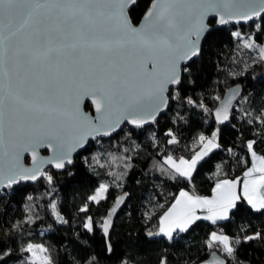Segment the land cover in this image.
<instances>
[{
  "label": "snow or ice",
  "instance_id": "1",
  "mask_svg": "<svg viewBox=\"0 0 264 264\" xmlns=\"http://www.w3.org/2000/svg\"><path fill=\"white\" fill-rule=\"evenodd\" d=\"M136 6L137 0H0V190L41 178L52 183V175L43 171L44 163L64 169L72 163L69 153L83 147L88 137L110 135L124 122L136 127L155 123L170 99H181L214 117L216 127L210 135L199 134L194 141L199 151L190 158L174 157L171 152L164 157L171 169L167 178L189 184L190 189H180L159 215L157 230H147L145 236L171 244L198 221H210L213 226L229 221L243 203L256 212L264 211V153L256 150L264 143V107L253 109L239 85L228 88L223 96L181 97L185 74L192 75L195 59L215 43L209 16L218 17V24L264 19V0H150L138 20ZM232 35L240 37V33ZM243 43L247 49H258L259 60L264 62V45H257L251 37ZM208 99L217 102L214 109L205 103ZM90 106L94 114L86 110ZM236 111L254 137L244 140L247 155L238 157L237 162L245 166L243 179H220L210 196L197 194L193 181L198 165L217 149L234 155L235 145L224 149L222 138L223 128L231 124ZM164 135L168 145L180 144L172 128ZM41 148L50 149L52 156L41 158ZM25 154L30 155L33 167L21 163ZM215 168L214 174H219L224 164ZM161 171L168 169L162 167ZM109 187L100 184L88 200L96 204L106 200ZM117 200L123 203L120 197ZM28 207L25 205L26 210ZM51 207L55 210V203ZM197 210L207 214L198 215ZM79 211L86 217L82 227L93 233L97 221L87 216L89 205ZM111 212L114 215L115 208ZM54 215L58 223H68L59 211ZM144 215L146 222L155 218L147 211ZM34 222L26 215L8 228L0 225V264H7L2 258L12 254L3 240L23 235L24 225ZM113 227L110 218L99 223L108 253L114 251L110 241ZM220 232L208 233L204 243L210 259L201 264H246L238 260V246L264 242V229L250 235L230 236L222 228ZM220 249L223 256L218 254ZM19 251L28 254L20 264H57L54 253L43 243L28 241ZM84 264L98 261L91 256ZM121 264L131 261L125 259ZM159 264H169L167 254L161 255Z\"/></svg>",
  "mask_w": 264,
  "mask_h": 264
},
{
  "label": "trees",
  "instance_id": "2",
  "mask_svg": "<svg viewBox=\"0 0 264 264\" xmlns=\"http://www.w3.org/2000/svg\"><path fill=\"white\" fill-rule=\"evenodd\" d=\"M149 2L137 1L134 10L137 20ZM210 22L213 24V21ZM246 24H226L214 28L215 43L195 59L191 66L192 75L185 74L181 97L198 99L200 96L210 98L217 93L223 95L227 87L240 83L242 95L250 97L251 107L257 110L264 107V62L259 60L258 49H247L243 43L251 37L257 45H264V19L258 18ZM233 33H240L239 39L233 37ZM205 103L214 109L217 102L208 99ZM169 104L166 113L152 126L134 129L125 125L107 139L97 137L90 141L76 155L72 165L67 164L61 170L45 169L52 175V183L41 178L21 181L11 189L1 190L0 225L8 228L26 215L35 220L30 225H24L23 235L13 234L3 240V245L11 248L12 254L2 259L7 264H20V260L28 255L21 254L20 247L32 241L49 247L57 264H75L76 261L84 264L85 258L91 256L97 258L98 264H121L125 259L131 264H159L164 254L168 255L169 264H201L210 255L204 243L209 232L222 234V228L223 232L233 236L250 235L264 229V211L256 212L243 203L229 221H220L219 226H213L210 221H198L189 232L181 234V238L171 244L162 238L145 236L147 230H157L159 215L168 209L180 189H190L189 184L167 178L171 169L164 164V157L169 152L174 157H190L199 134L210 135L216 127L213 117L181 99H170ZM178 115L183 119L177 118ZM239 117L240 112L236 111L231 124L223 128V148L235 145L234 155L217 149L205 158L207 162L198 165L193 181L197 194L210 195L214 183L222 178L242 177L245 166L237 162L238 157L247 155L244 140L254 137L250 126ZM168 128L176 133L179 145L166 143L168 138L164 133ZM239 132L243 133L242 137ZM256 150L264 153V143H259ZM28 161L26 158L25 162ZM218 163H223L224 168L219 174H214ZM162 167L168 171H161ZM102 183L110 186L107 199L99 204L89 201L88 197ZM123 192L128 197L115 216L114 227L110 231L114 251L108 253L99 223L115 197ZM28 196L33 199L28 200ZM53 203L55 210L51 207ZM86 203L89 205L87 216L97 221L93 233L82 227L86 217L79 209ZM25 205L29 206L27 210ZM54 211H59L68 223H58ZM146 211L155 218L146 222ZM218 254L223 256L222 249L218 250ZM237 257L246 264H264V242L240 244Z\"/></svg>",
  "mask_w": 264,
  "mask_h": 264
},
{
  "label": "water",
  "instance_id": "3",
  "mask_svg": "<svg viewBox=\"0 0 264 264\" xmlns=\"http://www.w3.org/2000/svg\"><path fill=\"white\" fill-rule=\"evenodd\" d=\"M138 1V0H137ZM259 17H256V18H253V20H257ZM209 21H213V26H214V28L215 27H224L226 24H218L216 21L218 20V17H216L215 15H212V16H209ZM253 20H249V21H245V20H239V21H237V20H235V19H232V20H229V22L227 23V24H231V25H233V26H236V25H247L246 23H248V22H250V21H253ZM237 85H239L240 86V89H241V94H242V92H243V90H242V86H241V84L240 83H238V84H233V85H231V86H229V87H227V89L228 88H230V87H236ZM227 89L226 90H224L225 92L227 91ZM224 92V93H225ZM224 93H223V95H224ZM222 95V96H223ZM170 105V104H169ZM216 107V106H215ZM168 109V108H167ZM167 109H165L163 112H161L158 116H157V120H159L162 116H163V114H165L166 113V111H167ZM87 111H89V112H93V109L91 108V106H90V108H88V109H86ZM93 114H94V112H93ZM214 118V117H213ZM215 121V120H214ZM152 124H154V122H149V123H147V124H145V125H143V126H141V127H136L135 125H131V124H129V123H127V122H124V123H122L121 125H120V127L119 128H117L114 132H112L110 135H103V134H100V135H93V136H90V137H88L87 139H86V141L83 143V147H77V148H75V150H73V151H71L70 153H69V156H70V158H71V160H72V163H73V161H74V158L76 157V155H78L79 153H80V151L81 150H83V149H85V147H87V145H88V143L90 142V141H92V140H94V139H97V137H99V138H104V139H107L109 136H111V135H113V134H116L117 132H119V130L121 129V127H123V126H128V127H131V128H134V129H141V128H143V127H147V126H152ZM216 124V123H215ZM44 151H46V153H44ZM39 155H40V157L41 158H50L51 156H52V151L50 150V149H46V148H41V149H39ZM26 158H28L29 159V161L26 163L25 162V159ZM21 163L24 165V166H26V167H33L34 165H33V162H32V160H31V157H30V155L29 154H25L24 155V157L22 158V160H21ZM72 163L71 164H68V165H72ZM67 165V164H66ZM47 168H52V169H54V170H61V169H56L52 164H49V163H44L43 164V171H44V169H47ZM21 182V181H20ZM19 182V183H20ZM18 183V184H19ZM18 184H15V185H18ZM1 191V190H0ZM125 192H123L122 194H119L118 196H116L115 197V199L113 200V202L111 203V207L107 210V212L105 213V215H104V218H103V220L105 219V218H110L111 220H112V223L114 222V220H115V216L117 215V213L123 208V204L125 203V201H126V199H127V197H128V195L127 196H125V195H123ZM117 197H120L122 200H123V203H119V201L117 200ZM117 204H118V207H117ZM113 208H115V214L113 215L112 214V212H111V210L113 209ZM112 230V229H111ZM110 230V231H111ZM210 259V255H209V258H207L206 260H209Z\"/></svg>",
  "mask_w": 264,
  "mask_h": 264
},
{
  "label": "crops",
  "instance_id": "4",
  "mask_svg": "<svg viewBox=\"0 0 264 264\" xmlns=\"http://www.w3.org/2000/svg\"><path fill=\"white\" fill-rule=\"evenodd\" d=\"M222 179H226V178H222ZM238 191H239V189H238ZM211 194H212V193H211ZM211 194H210V195H211ZM177 195H178V194H177ZM210 195H209V196H210ZM174 200H175V199H174ZM173 202H174V201H173ZM173 202H172V203H173ZM197 214H198V215H206V214H207V211H206V210H197ZM218 234H220V233H218Z\"/></svg>",
  "mask_w": 264,
  "mask_h": 264
},
{
  "label": "rangeland",
  "instance_id": "5",
  "mask_svg": "<svg viewBox=\"0 0 264 264\" xmlns=\"http://www.w3.org/2000/svg\"><path fill=\"white\" fill-rule=\"evenodd\" d=\"M246 39H247V38H246ZM194 147H195V149H194V153H192V155H194L196 151H199V145H198V144H194ZM178 157H179V156H178ZM185 158H190V157H185ZM44 171H46V170L44 169ZM241 179H243V174H242Z\"/></svg>",
  "mask_w": 264,
  "mask_h": 264
},
{
  "label": "built area",
  "instance_id": "6",
  "mask_svg": "<svg viewBox=\"0 0 264 264\" xmlns=\"http://www.w3.org/2000/svg\"><path fill=\"white\" fill-rule=\"evenodd\" d=\"M44 172H46V173H47V170H46V171H44Z\"/></svg>",
  "mask_w": 264,
  "mask_h": 264
},
{
  "label": "flooded vegetation",
  "instance_id": "7",
  "mask_svg": "<svg viewBox=\"0 0 264 264\" xmlns=\"http://www.w3.org/2000/svg\"><path fill=\"white\" fill-rule=\"evenodd\" d=\"M44 153H46V151H44ZM49 169V168H48Z\"/></svg>",
  "mask_w": 264,
  "mask_h": 264
}]
</instances>
